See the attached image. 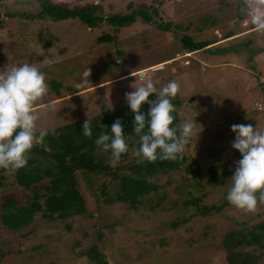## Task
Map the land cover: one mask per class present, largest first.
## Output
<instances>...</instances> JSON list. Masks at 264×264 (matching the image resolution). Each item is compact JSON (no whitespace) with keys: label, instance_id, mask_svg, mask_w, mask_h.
I'll use <instances>...</instances> for the list:
<instances>
[{"label":"rangeland","instance_id":"obj_1","mask_svg":"<svg viewBox=\"0 0 264 264\" xmlns=\"http://www.w3.org/2000/svg\"><path fill=\"white\" fill-rule=\"evenodd\" d=\"M60 1L99 2L104 15L126 13L140 5L151 13L156 7L153 19L170 27L159 29L137 16L127 26L115 28L104 20L90 28L77 19L31 18L39 9L36 0H1L0 68L27 62L46 74L48 96L34 108L40 113L38 128L127 103L125 93L133 91L131 85L149 79L158 89L175 79L180 85L175 97L180 100L175 107L180 123L196 114L199 123L185 145V164L155 176L161 185L158 193L145 197L137 209L97 203L80 181L92 216L48 222L37 214L20 230H7L0 222V264H95L86 255L92 246L105 264H227L221 244L224 233L240 224L252 228L264 222V203L258 202L254 211L223 204L238 160L237 150L231 148L230 125L258 124L264 129V31L248 15L250 10L264 13V0ZM228 30L236 35L223 39ZM182 32L215 42L196 52L182 51ZM105 33L115 34V40L97 42ZM247 40L244 51H223L230 41ZM86 66L89 79L81 75ZM49 103L52 108L46 109ZM193 159L198 164L197 177L184 166L193 168ZM212 164L229 173L223 184L212 182L207 172ZM9 194L20 203L30 196L12 172L5 173L0 202ZM192 197H198L201 205L222 207L201 216L190 203ZM175 217L185 221L172 228ZM257 230L263 231L264 241V229ZM245 252L255 257L252 264H264V247Z\"/></svg>","mask_w":264,"mask_h":264},{"label":"trees","instance_id":"obj_2","mask_svg":"<svg viewBox=\"0 0 264 264\" xmlns=\"http://www.w3.org/2000/svg\"><path fill=\"white\" fill-rule=\"evenodd\" d=\"M36 1L39 4V9L30 17L40 20L46 18L52 21L77 19L81 24L90 28L106 20L115 28H119L131 24L139 16L146 22H154L159 29L168 30L170 27V23L157 22L153 19L152 14L156 15L157 13L156 7L151 9L152 14L144 8V5H140L126 13L104 15L99 2ZM234 35L236 34L233 30H228L223 39ZM96 40L97 42H113L115 34L105 33L98 36ZM180 42L182 51L196 52L210 48L215 41L198 40L182 32ZM230 42V45L223 51H244L249 44L248 40L246 43ZM56 85L53 87L57 90ZM153 98L154 94L149 97V99ZM172 103L176 107L180 104V100L172 99ZM148 108L149 106L144 104L141 111L146 114ZM173 114L176 117L174 123H180L176 110ZM89 118L93 125L92 137H85L81 134V126L87 118L50 127L55 129L54 134L48 135L41 145L31 149L26 166L20 169L0 168V186L4 184L5 173L12 172L18 186L30 191V196L23 203L10 194L2 197L0 222L5 229H23L33 221L37 214L48 222L85 216L88 214V207L80 181L88 188L97 203L102 202L109 205L122 203L128 208L137 209L139 205L143 204L145 197L158 193L161 185L155 181V176L177 170L181 164H185L186 158L183 154L175 160H139L136 156L139 139L133 133V114L127 103L115 105ZM117 118L121 120L123 131L126 132L128 148L120 159L114 162L110 151L102 150L94 143V140L102 130L101 124L108 126L103 129L107 131ZM131 149L134 150L133 154H131ZM236 154L239 159L240 153L236 151ZM192 164H194L193 168H190V164L184 166L194 177H197L200 174L197 160L193 159ZM219 166L212 164L208 167L207 172L212 182L223 184L229 173L226 170L219 171ZM44 179H46V183L42 184ZM98 196H101V199ZM161 197L158 195V199ZM190 203L196 207L197 213L201 216L218 212L222 207L217 204L201 205L198 197H192ZM224 203H228V201L225 200ZM154 206H156V202L150 205L151 208ZM88 215L92 216V214ZM184 221V217H175L171 220L170 226L176 228ZM256 227L264 229V222L252 228L240 224L239 228L224 233L221 244L227 251V264H252L255 262V257L246 253L245 250L254 246L264 247L263 231H258ZM86 255L95 264H105L96 246L90 247L86 251Z\"/></svg>","mask_w":264,"mask_h":264},{"label":"clouds","instance_id":"obj_3","mask_svg":"<svg viewBox=\"0 0 264 264\" xmlns=\"http://www.w3.org/2000/svg\"><path fill=\"white\" fill-rule=\"evenodd\" d=\"M251 23L264 31V13L249 11ZM82 77L89 79L90 69L86 66ZM87 79L83 82L86 83ZM125 93V100L133 114V133L138 136L139 147L136 156L139 160H175L191 139L196 123L194 118L174 123L175 105L172 99L180 91L179 83L173 79L159 89L149 79L134 86ZM46 74L34 64H7L0 68V168L20 169L26 166L31 149L41 145L45 138L54 134L53 128H38L40 113L35 111L38 101L48 96ZM154 94L153 99H149ZM149 106L147 113L142 105ZM51 103L46 109H51ZM81 134L93 136L91 119L82 124ZM102 129L94 143L104 151H110L113 161H118L127 151L126 132L117 118L107 131ZM234 134L231 148L240 153L235 162L231 186L225 199L238 209L254 211L258 202L264 203V129L258 124H232Z\"/></svg>","mask_w":264,"mask_h":264}]
</instances>
